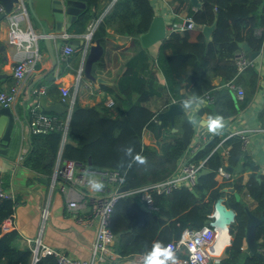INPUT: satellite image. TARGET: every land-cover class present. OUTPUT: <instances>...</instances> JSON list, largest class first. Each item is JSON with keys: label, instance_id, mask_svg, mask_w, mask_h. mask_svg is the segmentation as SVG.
<instances>
[{"label": "trees", "instance_id": "obj_1", "mask_svg": "<svg viewBox=\"0 0 264 264\" xmlns=\"http://www.w3.org/2000/svg\"><path fill=\"white\" fill-rule=\"evenodd\" d=\"M82 1L88 8L79 16L77 25L85 28L90 17L98 18L104 9L102 0ZM174 1L177 3L176 12L187 6L188 17L199 27L187 28L182 33L171 31L160 44L156 62L165 77V86L159 85L157 78L138 76L137 71L142 73L146 69V65L140 63V56L147 54L135 55L128 62L130 81L120 85L117 97L120 113L112 116L102 113L97 106L81 107L75 103L68 127L69 141L62 143L63 130L59 128L46 133H32L30 148L22 161L26 167L49 177L61 153L64 160H73L77 165L90 159L99 171H117L131 189L141 188L173 176L179 160L190 149L196 129L187 113L176 115L173 123L169 117L161 118V122L154 120L155 112L144 102L158 93L157 87L159 91L163 87L168 91L167 105L186 99L187 95L180 92L181 88L194 98L210 94L212 106L200 108L199 114L207 113L211 118L233 119L249 103L258 87V69L250 65L238 74L235 58L244 51L239 42L247 43L253 51L262 48L263 39L255 35V29L264 24V0H200L201 5L197 8L190 5V0ZM155 15L152 0H114L100 21L95 36L107 34L106 28L110 27L115 32L133 36L136 41L139 35L147 32ZM204 25H214L208 37L202 31ZM134 63H138L137 66ZM214 79H219L220 83L215 84ZM231 81L245 87L242 100H236L232 89L226 87ZM220 85L222 88L219 89ZM59 122L62 125L61 120ZM178 124L182 128L179 137L161 140L151 146L143 143L146 128L159 136L165 129ZM221 141L222 138L213 137L194 152L191 161L197 164L204 161L201 170L209 169L199 173L195 185H182L168 194L153 193L154 207L150 209L146 205L148 210L142 207L143 202L136 198L137 194H129L116 201L109 227L116 235L115 249L122 257L139 254L150 257L157 245L164 249L186 229L210 224L214 219L215 202L224 198L225 204L236 211L230 229L231 242L225 248V256L218 262L211 260L210 264H264V256L250 255L243 247L246 208L249 206L236 197V194L250 197L255 204L249 207L252 213L264 217V174L259 175V166L244 155L245 146L240 136L228 137L217 148ZM222 147L228 149L226 157L222 155ZM225 162L234 167L241 163L240 172L252 170L249 178L244 181L243 176H238L234 180L219 182L216 171ZM1 180L0 175V192H3L6 183ZM17 201L0 195V264L33 262L32 250L16 245L18 230L3 229L4 220L12 216ZM256 235L262 239L261 248L264 249V222L257 227ZM34 264L59 263L54 254L48 253Z\"/></svg>", "mask_w": 264, "mask_h": 264}, {"label": "crops", "instance_id": "obj_2", "mask_svg": "<svg viewBox=\"0 0 264 264\" xmlns=\"http://www.w3.org/2000/svg\"><path fill=\"white\" fill-rule=\"evenodd\" d=\"M113 3L114 0L111 2L102 0L104 12L98 18L92 15L86 27L82 28L77 25V20L82 13L86 12L88 8L86 6L77 19L62 34V36H67L70 39H85L87 35L92 34L91 43L95 42V37L100 39L105 50L101 60L94 64L93 73L96 77L101 78L102 81H92L81 72L84 44L73 46V52L64 59L61 54L63 47L67 43H63L60 49H56L59 38L55 37L53 44L58 63L54 67L52 66L47 44L39 36L40 30L38 27H32L29 16L20 20L22 28L30 26L35 36H38L37 40L33 42L32 48L38 49L41 59L36 62L33 70L28 74L17 100L11 106L15 112L19 114L25 113V117L21 118L18 133L10 143L7 153H0V175L2 178L1 182L6 183L2 194L18 199L12 216L4 220L3 229L15 228L18 230L19 236L16 239V245L20 248L31 249L33 253L32 259L38 242H40V252L44 247H48L53 254L54 251H59L76 259H90L93 255V245L99 226L98 219L94 218L92 212L93 196L108 193L112 187L90 159V162L88 160L87 162L79 163L75 170V176L83 179V183L67 181L60 175L55 180L53 179V175L59 173L64 167V158L61 153H59L53 166V172L49 177L29 169L22 163L30 148L29 108L35 102V96L30 91L35 87L43 86L46 88V93L43 95L47 96L49 103L63 102L65 105L73 106L70 117L67 112L59 116L63 125V129H61L63 130L62 143H65L69 141L68 127L75 103H78L81 107L97 106L102 113H110L112 116L120 113V109L117 106L120 85L130 81V77L127 75L128 62L135 55H140L141 52L147 54L145 57L140 56V63L143 66L146 65V69L142 70V73L137 71L138 76L147 79L157 78V83L165 86V77L156 62L160 44L167 38L169 26L173 21L182 22L188 18L187 6L176 12L174 7H170L169 3L163 2L156 6L155 1H153L156 15L163 16L167 24L166 37L164 39L145 46L140 35L134 41L133 36L115 32L110 27L106 28L107 34L102 37L99 35L95 36L100 21L110 10ZM173 4L177 5L176 1L173 0ZM190 5L193 7L191 3ZM8 29V17H5L0 22V88L15 82L13 66L16 60L28 54V50L24 45L17 46L7 41ZM180 32L182 33V31ZM168 52L170 53V51ZM149 58L153 60L150 62ZM137 64L134 63L135 66ZM254 64L258 69L259 81L257 90L249 103L235 114L233 119H228V117L211 118L207 116V113L200 115L199 109L201 106H199L194 97H190L191 94L186 93L187 91L184 88H181L180 92L187 95L186 99L177 101L183 104V113L189 114L194 122L196 134L194 135L193 144H198L199 147L204 146L208 142V134L211 131L217 133V136L222 139H225L234 131H247L250 134V142L245 148L244 155L248 156L249 159H252L259 166L258 174L261 175L264 174V48L261 55L254 61ZM53 67L54 70L51 71ZM46 75H53L54 77L49 79ZM213 82L218 85L220 80L214 79ZM233 83L235 85L234 88L230 85H226V87L232 89L234 98L239 100L237 87L244 90V95L246 92L245 87L236 85L235 82ZM63 86L69 88L67 97L63 96L61 90ZM218 88L220 89L222 86L220 85ZM157 90L158 93L151 95L149 100L144 102V105L155 112L154 120L161 122L158 114L167 108L166 99H168L169 93L165 87L160 88V91L157 87ZM111 100L113 102L109 105ZM203 120L208 123L204 124ZM181 134L182 128L179 124L176 127L165 129L164 133L159 136L146 128L143 132L142 141L145 145L151 146L161 140H172ZM196 150L192 146L183 154V157L179 160L177 170L183 163L191 161ZM240 171L238 173L234 172L235 177L243 176L244 181L249 178V174L252 172V170ZM40 177L45 178V180L38 179ZM216 179L219 181L218 177ZM96 185H100V187H95ZM136 198L140 200L138 195H136ZM240 198L242 201L247 202L250 208L255 206L253 202V204L251 203L252 199L248 198L247 195L240 194ZM71 202H76V207H71ZM44 212L46 213L45 215ZM259 241L262 242V239L260 238ZM229 245L230 243L223 245L218 259L225 256V248ZM243 247L248 251L245 240ZM108 258L109 264H146L150 257L144 254L122 257L115 249L114 241ZM160 259L163 260L162 258ZM165 264H175V260H167Z\"/></svg>", "mask_w": 264, "mask_h": 264}, {"label": "built area", "instance_id": "obj_3", "mask_svg": "<svg viewBox=\"0 0 264 264\" xmlns=\"http://www.w3.org/2000/svg\"><path fill=\"white\" fill-rule=\"evenodd\" d=\"M4 10L3 5L0 6V12ZM28 14L22 0L17 2L11 13L7 14L9 22V29L7 35V41L10 44H15L17 46L24 45L28 54L16 60L13 66V77L15 82L9 86L0 88V104L12 106L17 100L21 88L28 76V74L33 70L34 65L38 60L41 59L40 53L37 48H32L33 42L37 40V37L33 33V30L29 27L22 28L20 25V20L27 18ZM187 28H196L195 23L191 17L186 18L182 22H174L169 26V32L171 31H184ZM255 35L262 37L263 45L259 50L262 52L264 48V24L255 29ZM40 36V35H39ZM87 37H89L87 35ZM74 50L73 46L66 44L62 49V58H67ZM261 55V53H260ZM259 55V56H260ZM258 56V57H259ZM256 60V59H255ZM249 61L248 56L245 51L237 54L235 58V63L237 66L238 74L243 73L250 65L254 66V61ZM256 66V65H255ZM226 85L235 87L233 81L228 82ZM63 96L67 97L69 95V88L63 86L61 88ZM33 96H35V102L29 108V129L30 135L32 133H46L54 128L63 129V125H60V120L56 115L46 113L41 108L39 103V96L46 93V88L35 87L30 91ZM237 97L239 100L244 98V90L237 87ZM199 106L205 107L213 104V97L210 94H206L204 97L195 98ZM112 100L109 105L112 104ZM212 132V131H211ZM196 134V133H195ZM194 134V135H195ZM238 135L243 139L244 148L250 142L249 133L244 130H238L230 133L225 139L219 143L217 148L222 146L224 140L228 137ZM29 138V137H28ZM195 137H193L191 146H194L195 150L199 148L198 144L194 143ZM228 149H222V155L226 157ZM204 161L199 164L187 161L183 163L178 170L168 178L167 180L153 183L147 186H143L137 189H131L130 192H118L120 186L125 183L124 176H122L117 171H99L104 178L111 185L112 189L108 193H103L101 195H94L92 202V212L94 218L98 219L99 226L96 234V240L93 245V255L90 259H76L67 254L59 251H54V255L59 264H109V252L111 246L115 241L116 235L109 227L110 217L113 207L116 201L129 194H137L139 199L146 204L150 209L153 208L152 194H168L173 189L182 185H195L203 167ZM227 163L225 162L224 165ZM224 165L220 166L216 171V177L219 178V182H224L227 180H234L235 173H229L224 169ZM77 163L73 160H64V167L59 173L53 175L55 180L58 175L62 176L67 181H78L83 183V179H79L75 176V170ZM0 195H3L0 192ZM250 198V197H248ZM251 199V198H250ZM76 202H71V207H76ZM46 213L44 212V215ZM38 242L33 255V261L36 262L39 258L45 254L51 253L48 247H44L41 252L39 251ZM217 246V231L210 224H205L198 229H186L178 239L170 241L164 250L170 249L172 256L171 258L165 259L161 256L163 260H175V264H210L211 260L216 261L219 256V252L216 250ZM264 251L263 248H261ZM53 254V253H52Z\"/></svg>", "mask_w": 264, "mask_h": 264}, {"label": "water", "instance_id": "obj_4", "mask_svg": "<svg viewBox=\"0 0 264 264\" xmlns=\"http://www.w3.org/2000/svg\"><path fill=\"white\" fill-rule=\"evenodd\" d=\"M26 8L27 14L30 17L32 27L37 26L40 30V37L44 39L47 44L48 52L51 57L52 66L58 63V59L55 53V47L53 39L59 38L56 49H60L63 43H67L69 46H76L77 44H84V52L81 60V72L84 76L92 81H102L93 73L94 64L101 60L104 54V45L101 44L100 39L96 38L95 42L91 43L92 34L85 39L69 38L62 36L65 30L71 26V24L77 19L78 15L86 8V3L82 0H22ZM4 7V10L0 12V22L11 13L15 4L19 0H0ZM190 3L194 8L201 5L200 0H190ZM199 27V25H195ZM167 24L163 16L155 15L147 32L141 34L142 42L145 46H148L152 42H155L166 37ZM214 25H204L202 31L208 37L213 30ZM62 36V37H61ZM239 45L244 49L248 56L249 61L255 60L260 51H253L249 48L247 43L239 42ZM54 67L51 71L54 70ZM52 79L54 76H47ZM193 98L192 95H190ZM39 103L41 108L49 113L63 114L68 113L69 117L72 112V105H65L63 102H48L46 95L39 96ZM184 112V106L181 102L172 101L168 104L167 108L159 112V117H169L171 122H174L175 116ZM25 117V113L19 114L15 112L11 106L0 104V153H7L8 147L13 138L18 133V128L21 125V118ZM204 124H207L206 120H203ZM209 139L216 137L217 133L209 132ZM90 162V160H89ZM242 168V164H238L236 167L226 164L224 169L229 173H238ZM208 168H203L200 174L208 172ZM45 180V178H38ZM131 185L125 182L118 192H130ZM193 192L194 189L192 190ZM236 197L240 199V195L236 194ZM142 207L148 210L146 204H142ZM214 219L211 225L218 233V241L225 240V244L231 242V224L235 220L236 211L225 204L224 198H219L214 204ZM247 212V226L245 242L250 255L263 257L261 250L262 242L257 237V227L264 222L263 216H257L246 208ZM220 259H216L218 262ZM35 262L33 261V264Z\"/></svg>", "mask_w": 264, "mask_h": 264}, {"label": "clouds", "instance_id": "obj_5", "mask_svg": "<svg viewBox=\"0 0 264 264\" xmlns=\"http://www.w3.org/2000/svg\"><path fill=\"white\" fill-rule=\"evenodd\" d=\"M95 187H100V185H96ZM161 256H164L165 259L171 258V250L160 249L157 245L150 258L146 261V264H165V261L160 259Z\"/></svg>", "mask_w": 264, "mask_h": 264}, {"label": "rangeland", "instance_id": "obj_6", "mask_svg": "<svg viewBox=\"0 0 264 264\" xmlns=\"http://www.w3.org/2000/svg\"><path fill=\"white\" fill-rule=\"evenodd\" d=\"M153 1H155V5L156 6H158V5H160V4H162L163 2H166L167 4L169 3V5H170V7L172 6V7H174L175 8V6H176V4H173V0H153ZM185 14V13H184ZM183 114H185V113H183ZM184 116V115H183ZM254 203V201H251V203ZM247 203V202H246ZM252 203V204H253ZM248 204V203H247ZM251 204V205H252Z\"/></svg>", "mask_w": 264, "mask_h": 264}, {"label": "bare ground", "instance_id": "obj_7", "mask_svg": "<svg viewBox=\"0 0 264 264\" xmlns=\"http://www.w3.org/2000/svg\"><path fill=\"white\" fill-rule=\"evenodd\" d=\"M224 244H225L224 239L218 241V233H217V246H216L217 253L221 252V248L223 247Z\"/></svg>", "mask_w": 264, "mask_h": 264}]
</instances>
